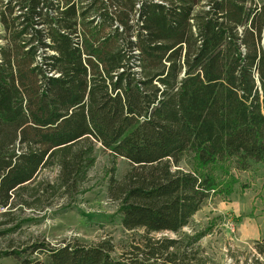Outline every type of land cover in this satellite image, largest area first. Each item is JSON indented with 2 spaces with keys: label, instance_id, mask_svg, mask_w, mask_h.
<instances>
[{
  "label": "trees",
  "instance_id": "obj_1",
  "mask_svg": "<svg viewBox=\"0 0 264 264\" xmlns=\"http://www.w3.org/2000/svg\"><path fill=\"white\" fill-rule=\"evenodd\" d=\"M97 146L130 164L108 189L119 225L141 232L119 251L34 241L0 258L217 264L200 246L209 228H183L229 199L235 171L264 178V2L0 0V216L46 208L42 169L61 171L50 196L78 189ZM30 220L0 221V237Z\"/></svg>",
  "mask_w": 264,
  "mask_h": 264
},
{
  "label": "rangeland",
  "instance_id": "obj_2",
  "mask_svg": "<svg viewBox=\"0 0 264 264\" xmlns=\"http://www.w3.org/2000/svg\"><path fill=\"white\" fill-rule=\"evenodd\" d=\"M128 169L130 164L124 158H112L98 147L96 162L81 186L72 193L67 191L60 195L63 191L60 185L54 196H50L53 193L50 187L56 185L61 171L56 166L42 169L37 180L45 184L49 204L42 211L24 208L21 213L0 216V221L11 219L13 223L20 215L32 217L18 230L0 237V249H18L34 241H44L53 247L63 241L93 244L109 239L119 251L120 244L141 232L133 233L119 225L114 217L118 205L116 193L108 189L113 180L120 182ZM261 171L259 165L251 171H235L239 182L229 199H208L183 228L186 232L209 228L200 240V246L217 264H264V255L256 250V244L264 239V178ZM163 235L174 234L154 233V236ZM0 264H17V260L5 256L0 258Z\"/></svg>",
  "mask_w": 264,
  "mask_h": 264
},
{
  "label": "built area",
  "instance_id": "obj_3",
  "mask_svg": "<svg viewBox=\"0 0 264 264\" xmlns=\"http://www.w3.org/2000/svg\"><path fill=\"white\" fill-rule=\"evenodd\" d=\"M6 1V0H5ZM53 1H56V0H53ZM137 7H138V4H137Z\"/></svg>",
  "mask_w": 264,
  "mask_h": 264
}]
</instances>
